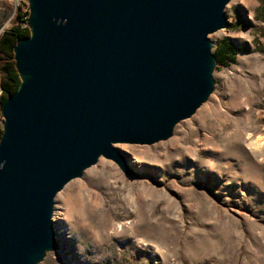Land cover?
<instances>
[{
    "label": "water",
    "instance_id": "water-1",
    "mask_svg": "<svg viewBox=\"0 0 264 264\" xmlns=\"http://www.w3.org/2000/svg\"><path fill=\"white\" fill-rule=\"evenodd\" d=\"M231 0H30L14 48L21 84L2 104L0 264L59 247L55 196L116 143L172 136L214 88L210 34Z\"/></svg>",
    "mask_w": 264,
    "mask_h": 264
},
{
    "label": "rangeland",
    "instance_id": "rangeland-1",
    "mask_svg": "<svg viewBox=\"0 0 264 264\" xmlns=\"http://www.w3.org/2000/svg\"><path fill=\"white\" fill-rule=\"evenodd\" d=\"M28 5L0 0V36ZM225 15L208 99L167 139L116 143L132 172L101 156L58 192L36 264H264V0Z\"/></svg>",
    "mask_w": 264,
    "mask_h": 264
},
{
    "label": "trees",
    "instance_id": "trees-1",
    "mask_svg": "<svg viewBox=\"0 0 264 264\" xmlns=\"http://www.w3.org/2000/svg\"><path fill=\"white\" fill-rule=\"evenodd\" d=\"M24 12L19 11L18 22L6 29L0 36V81L1 101H6L9 94L15 93L21 84V75L16 66L14 48L15 45L31 34V28L23 25ZM1 122V121H0ZM3 134V125L0 123V139Z\"/></svg>",
    "mask_w": 264,
    "mask_h": 264
},
{
    "label": "built area",
    "instance_id": "built-area-1",
    "mask_svg": "<svg viewBox=\"0 0 264 264\" xmlns=\"http://www.w3.org/2000/svg\"><path fill=\"white\" fill-rule=\"evenodd\" d=\"M23 12H24L23 19H25V21H23L22 23L24 26H27V25L29 26L28 19L30 16V5H28V7Z\"/></svg>",
    "mask_w": 264,
    "mask_h": 264
},
{
    "label": "bare ground",
    "instance_id": "bare-ground-1",
    "mask_svg": "<svg viewBox=\"0 0 264 264\" xmlns=\"http://www.w3.org/2000/svg\"><path fill=\"white\" fill-rule=\"evenodd\" d=\"M67 185V184H66Z\"/></svg>",
    "mask_w": 264,
    "mask_h": 264
}]
</instances>
